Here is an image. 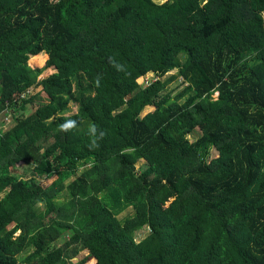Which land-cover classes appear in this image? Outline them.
<instances>
[{
  "label": "trees",
  "instance_id": "obj_1",
  "mask_svg": "<svg viewBox=\"0 0 264 264\" xmlns=\"http://www.w3.org/2000/svg\"><path fill=\"white\" fill-rule=\"evenodd\" d=\"M157 2L0 0V264H264V0Z\"/></svg>",
  "mask_w": 264,
  "mask_h": 264
},
{
  "label": "rangeland",
  "instance_id": "obj_2",
  "mask_svg": "<svg viewBox=\"0 0 264 264\" xmlns=\"http://www.w3.org/2000/svg\"><path fill=\"white\" fill-rule=\"evenodd\" d=\"M164 1H166V0H159V3L160 2H164ZM41 56H42L41 58L44 59V61L36 62V61L33 60L34 62H32V60H29V63L32 66H34V68L43 69V73L40 76V78L44 79V78L50 76L51 74H53L55 72V69L53 68V66H51V68H46L45 65H46V61L48 59V55L45 52L42 53ZM175 74H176V71H172V72L166 73L161 79H164V78H166V77H168L170 75H175ZM154 78H155L154 73L150 72V73L146 74L145 76H143L142 78L138 79V82L143 85V84H147L149 80H152ZM182 87H183V85L181 84V79L180 78H177L174 82H172L169 85V88L174 89V93L179 91ZM41 90H42V87H35L34 89H31L29 91V95H31V96L32 95H37L38 98L36 99L34 104H32L25 111H23L25 115H30L35 110V108L37 106H39L41 103L47 102V99H48L47 95L44 92H41ZM213 96L216 97L217 93H214ZM153 108H154L153 106L144 107V109L141 111V115H144L148 111L153 110ZM69 109H70L69 114L75 113L76 109H77L76 104L71 103L69 105ZM14 122H15L14 117H12L10 115L9 116L8 115H5V116L2 115V116H0V129H2V131H6V130L10 129L14 125ZM198 132H199V129L196 128L195 133L188 135V138H190L191 140H194L196 138ZM216 155H217V151H214L213 152V156H216ZM32 167L33 166L30 165V164L21 163V164L17 165L15 170H16L18 175L29 176L30 173H31ZM144 167H145L144 160L143 159L138 160V162L136 163V169L141 170V169H144ZM131 214H132L131 208H127L122 213H120L118 215V217L121 220H123L124 218L130 216ZM147 232H148L147 228L140 229L139 231L136 232V239L139 240V239L143 238L146 235ZM66 237H67V234L61 236L57 240V244H60ZM85 256H86V251H81L79 253V256L77 258L73 259L72 261L76 262L77 260H79V259H81V258H83ZM85 264H96V261L89 260Z\"/></svg>",
  "mask_w": 264,
  "mask_h": 264
},
{
  "label": "clouds",
  "instance_id": "obj_3",
  "mask_svg": "<svg viewBox=\"0 0 264 264\" xmlns=\"http://www.w3.org/2000/svg\"><path fill=\"white\" fill-rule=\"evenodd\" d=\"M74 122H68L60 126L61 130H68L73 126Z\"/></svg>",
  "mask_w": 264,
  "mask_h": 264
},
{
  "label": "crops",
  "instance_id": "obj_4",
  "mask_svg": "<svg viewBox=\"0 0 264 264\" xmlns=\"http://www.w3.org/2000/svg\"><path fill=\"white\" fill-rule=\"evenodd\" d=\"M159 3V2H158ZM160 3H162V2H160Z\"/></svg>",
  "mask_w": 264,
  "mask_h": 264
}]
</instances>
